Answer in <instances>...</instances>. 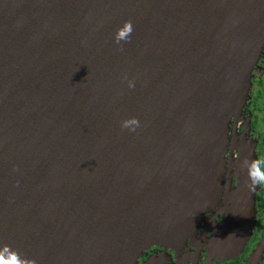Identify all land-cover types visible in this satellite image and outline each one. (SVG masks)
Returning a JSON list of instances; mask_svg holds the SVG:
<instances>
[{
	"label": "water",
	"instance_id": "water-1",
	"mask_svg": "<svg viewBox=\"0 0 264 264\" xmlns=\"http://www.w3.org/2000/svg\"><path fill=\"white\" fill-rule=\"evenodd\" d=\"M263 47L264 0H0V253L134 264L183 242L216 203ZM249 185L218 226L224 255L250 234Z\"/></svg>",
	"mask_w": 264,
	"mask_h": 264
},
{
	"label": "flooded vegetation",
	"instance_id": "flooded-vegetation-1",
	"mask_svg": "<svg viewBox=\"0 0 264 264\" xmlns=\"http://www.w3.org/2000/svg\"><path fill=\"white\" fill-rule=\"evenodd\" d=\"M251 73L252 83L241 114L229 121L222 183L212 209L205 212L195 232L171 246L156 243L145 249L134 264H264V184L251 185L242 161L260 160L264 170V49ZM253 190L254 222L244 245L224 255L216 241L218 226L236 200L239 185Z\"/></svg>",
	"mask_w": 264,
	"mask_h": 264
},
{
	"label": "clouds",
	"instance_id": "clouds-1",
	"mask_svg": "<svg viewBox=\"0 0 264 264\" xmlns=\"http://www.w3.org/2000/svg\"><path fill=\"white\" fill-rule=\"evenodd\" d=\"M133 25L131 21H125L121 27H119L114 36L113 42L122 48V42H130L133 32ZM128 87L134 88V81H128ZM140 126V122L135 117H130L121 122V128L127 129L129 132H133ZM261 161H248L245 159L242 161V167L246 169L248 179L251 185L264 184V170L261 168ZM7 253V256L4 255ZM0 264H36L35 259H27L19 257L15 252H10L7 246L3 249V253H0Z\"/></svg>",
	"mask_w": 264,
	"mask_h": 264
},
{
	"label": "rangeland",
	"instance_id": "rangeland-1",
	"mask_svg": "<svg viewBox=\"0 0 264 264\" xmlns=\"http://www.w3.org/2000/svg\"><path fill=\"white\" fill-rule=\"evenodd\" d=\"M263 49H264V47H263ZM263 49H262V50H263ZM261 52H262V51H261ZM261 52H260V54H261ZM260 54L258 55V57L260 56ZM258 57H257V58H258ZM257 58H256V60H255L254 66H253V68L251 69V72H250V84H249V87H250V85H251V83H252V80H251V73H252L253 70L256 69V68H255V64H256ZM247 95H248V94H247Z\"/></svg>",
	"mask_w": 264,
	"mask_h": 264
}]
</instances>
